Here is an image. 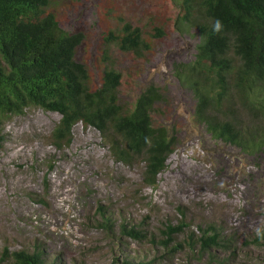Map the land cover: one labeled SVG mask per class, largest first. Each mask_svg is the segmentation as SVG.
I'll return each mask as SVG.
<instances>
[{
	"label": "rangeland",
	"instance_id": "1",
	"mask_svg": "<svg viewBox=\"0 0 264 264\" xmlns=\"http://www.w3.org/2000/svg\"><path fill=\"white\" fill-rule=\"evenodd\" d=\"M181 0H57L60 25L85 36L78 60L87 65L94 86L102 74L105 33L116 15L150 35L163 27L146 59L137 65L115 62L126 77L123 100L154 83L165 92L164 122L179 143L158 176L156 187L143 182L144 164L114 158L100 132L82 123L68 147L58 149L51 135L58 113L29 108L5 121L0 148V264L9 254L39 250L49 263L114 264L129 259L147 264H264V246L253 244L264 231V153L248 157L215 140L193 121L196 100L174 75V66L195 59L200 35L177 22ZM119 13V14H117ZM132 79H129V77ZM136 81L133 86L132 83ZM110 218L112 231L102 224ZM146 234L142 242L121 236V226ZM168 225L182 226L171 248L159 242ZM212 228L230 241L228 249L202 251L200 239ZM227 246V245H226Z\"/></svg>",
	"mask_w": 264,
	"mask_h": 264
},
{
	"label": "trees",
	"instance_id": "2",
	"mask_svg": "<svg viewBox=\"0 0 264 264\" xmlns=\"http://www.w3.org/2000/svg\"><path fill=\"white\" fill-rule=\"evenodd\" d=\"M56 1L0 0V148L5 121L29 108H40L61 116L51 135L58 149L71 144L73 128L82 123L100 132L116 160L144 164V184L156 187L179 143L176 130L164 122L165 92L149 83L132 102H125L126 77L115 59L124 57L134 65L143 61L154 40L165 36L163 27L148 35L116 15V27L103 37L102 74L100 84L94 86L87 65L78 60L85 36L61 27L52 7ZM180 7L177 29L190 26L200 35L195 59L174 66L175 77L196 100L195 125L250 158L263 154L264 0H181ZM217 20L223 25L219 32L213 28ZM99 213L105 219L102 226L111 232L110 218L102 208ZM211 230L200 239L202 251L228 249L231 242L224 243L225 238ZM183 231L182 226L168 225L160 245L179 252L181 245L172 249L170 245L173 236ZM121 236L146 239L142 230L126 224L121 226ZM253 244L264 246V231ZM3 253L1 261L9 264H58L49 263L39 250L9 254L4 249ZM114 264L147 263L124 259Z\"/></svg>",
	"mask_w": 264,
	"mask_h": 264
},
{
	"label": "clouds",
	"instance_id": "3",
	"mask_svg": "<svg viewBox=\"0 0 264 264\" xmlns=\"http://www.w3.org/2000/svg\"><path fill=\"white\" fill-rule=\"evenodd\" d=\"M223 25L222 22L217 20L213 26L214 31L219 32L222 29Z\"/></svg>",
	"mask_w": 264,
	"mask_h": 264
}]
</instances>
